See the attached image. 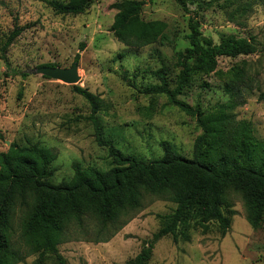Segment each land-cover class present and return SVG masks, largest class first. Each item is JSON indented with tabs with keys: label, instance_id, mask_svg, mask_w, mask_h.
Returning <instances> with one entry per match:
<instances>
[{
	"label": "rangeland",
	"instance_id": "rangeland-1",
	"mask_svg": "<svg viewBox=\"0 0 264 264\" xmlns=\"http://www.w3.org/2000/svg\"><path fill=\"white\" fill-rule=\"evenodd\" d=\"M91 1L83 14L73 16L56 14L47 0H0V43L19 32L5 53L6 61L0 59V153L8 149L7 142L53 149L57 158L49 181L54 185L70 181L73 163L99 169L108 165L107 149L95 142L91 106L73 86L86 88L101 100L97 116L104 133L124 155L159 159L160 143L165 141L190 158L201 132L196 120L168 104L164 95L143 93L144 86L158 83L152 72L161 66L168 68V78L177 73L174 54L188 46L189 15L173 0H138L143 2L141 17L162 21L166 29L155 43L135 48L125 46L109 31L116 13L111 5L122 0ZM240 2H248L251 8L236 24L228 20L227 12ZM199 21L202 40L218 43L230 34L254 37L256 51L218 58L216 71L194 76L178 99L202 109L224 103L229 72L242 69L249 77V91L233 115L235 121L248 122L254 136L263 141L264 101H258L257 94L264 90V0H234L227 7L216 4L202 11ZM76 54L79 81L75 85L29 73L48 64L69 68ZM227 197L233 214L224 235L212 222L205 232L191 229L189 241L162 237L153 245L147 264H264V218L253 229L241 194L228 190ZM29 208L17 205L10 218V242L22 257L18 264H33L38 256L23 235ZM174 208L168 195L143 192L137 208L123 210L113 221L103 223L94 214L84 213L80 221L72 219L65 225L59 253L67 264H129L160 229V216ZM45 264H55L53 257L47 255Z\"/></svg>",
	"mask_w": 264,
	"mask_h": 264
},
{
	"label": "trees",
	"instance_id": "trees-1",
	"mask_svg": "<svg viewBox=\"0 0 264 264\" xmlns=\"http://www.w3.org/2000/svg\"><path fill=\"white\" fill-rule=\"evenodd\" d=\"M173 1L189 15V32L185 35L188 46L174 54L177 69L174 77L168 78V68L161 66L152 72L158 83L147 84L143 93L164 95L168 104L196 120L201 132L194 139L191 157L184 158L173 144L165 141L160 143L162 156L156 160L122 154L105 135L97 116L101 100L86 88L73 86L91 106L89 119L94 127L95 142L107 149V168L73 163L70 181L54 185L49 180L54 174L51 165L57 158L56 152L37 143L18 145L11 142L8 149L0 153V264L22 261L9 238L10 218L17 205L30 207L23 222V235L33 252L38 253L33 264H45L47 255L53 257L55 264H67L58 245L69 221H80L84 213L94 214L103 223L113 221L123 210L137 208L143 192L168 195L175 208L170 214L160 216V229L143 243L129 264H147L153 245L168 235L174 242L189 241L191 229L197 227L205 232L212 222L224 235L230 228L233 214L228 190L241 194L250 226L253 229L261 226L264 218V140L254 136L248 122L235 121L233 115L234 109L245 102L249 77L242 69L231 70V79L224 85L228 99L212 108L190 106L178 99L194 76L216 71L218 58L254 54L255 38L230 34L218 43L201 39L200 13L220 3L227 7L234 0ZM46 3L56 14L77 16L83 14L92 1L47 0ZM189 5L194 6L193 10ZM142 6L143 2L138 0H122L111 5L116 13L109 31L125 46L141 48L164 37L166 24L144 20ZM250 8L248 2H240L227 12V18L240 24ZM18 35L19 32L14 31L0 43V59L6 61L5 53ZM83 47L81 44L80 49ZM78 60L79 54H76L73 63ZM44 66L56 67L54 64ZM21 75L26 76L25 73ZM257 100L264 101V90H258Z\"/></svg>",
	"mask_w": 264,
	"mask_h": 264
},
{
	"label": "water",
	"instance_id": "water-1",
	"mask_svg": "<svg viewBox=\"0 0 264 264\" xmlns=\"http://www.w3.org/2000/svg\"><path fill=\"white\" fill-rule=\"evenodd\" d=\"M29 73L39 74L50 79L59 80L68 85H75L79 81L77 63H73L69 68L47 66L38 67L30 70ZM7 143L8 145L10 144L9 142Z\"/></svg>",
	"mask_w": 264,
	"mask_h": 264
}]
</instances>
